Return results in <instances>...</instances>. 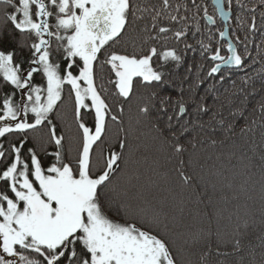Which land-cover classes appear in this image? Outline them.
I'll return each instance as SVG.
<instances>
[{"label": "snow or ice", "instance_id": "obj_1", "mask_svg": "<svg viewBox=\"0 0 264 264\" xmlns=\"http://www.w3.org/2000/svg\"><path fill=\"white\" fill-rule=\"evenodd\" d=\"M210 3L0 0V264H264V0ZM217 15L235 21L232 38ZM130 33L132 51L117 49ZM134 100L137 125L175 160L165 183L211 204L193 157L212 149L244 177L220 199L259 183V209H216L230 230L192 228L182 195L134 183Z\"/></svg>", "mask_w": 264, "mask_h": 264}, {"label": "trees", "instance_id": "obj_2", "mask_svg": "<svg viewBox=\"0 0 264 264\" xmlns=\"http://www.w3.org/2000/svg\"><path fill=\"white\" fill-rule=\"evenodd\" d=\"M209 11L214 12V8L211 6L209 0ZM243 15V14H242ZM217 19V27L222 28L225 24H223L219 18ZM227 24L230 26L229 29V37L232 38V29L236 28V23L233 19H229ZM135 39L134 34L130 33L129 36L125 38L120 44L116 47L119 50H123L127 48L130 52L132 51V41ZM226 47V45H225ZM255 55V53H253ZM257 59H259L257 57ZM257 69L261 67V65L255 66ZM251 72L252 70L249 69ZM255 75V73H252ZM243 73H237L234 77L239 80V77L242 76ZM228 94L223 93L220 96V101L218 103H223L227 105ZM211 104L212 101L210 100ZM137 111H136V101H133L132 105L126 106V111L124 114V126L127 129L131 130V135L129 137L130 144L132 146V155L129 161L128 166V174L133 179L134 183L138 184H146L151 179L158 184V187L152 188V196L155 200H160L163 197L169 196V188H172L175 193L180 194L185 199L186 204V212H185V225L190 226L192 228H200L207 227L209 224V220H211V227L215 229H219L221 231L230 230L231 224L227 219H222L217 221L213 213L216 209L223 208L225 209L224 215L225 217L231 212L236 211L237 206L241 210L245 204L249 206H255L256 209L260 207V185L259 183H255L254 185H250L248 188L247 195L241 194L239 200H231L226 203L220 197L227 195L229 198L232 196L233 191H238L241 183L243 182L244 177L240 175H234L231 164L224 159L223 162H219L215 160V152L212 149L200 148L194 154V159L199 161L201 167H197L195 169L196 173H203L205 175V180L208 182V195L211 197L212 203L209 204L207 200L203 204L197 205L194 202V198L191 200L189 197L191 196L190 189L181 190L175 184L165 183L163 180V176L165 173H169L173 178L175 177V172L172 171L173 166L175 164V160L173 159L171 162L168 161L167 156L169 155L168 151L164 149L158 142L153 140V133L150 132L149 128L144 125H137ZM57 123L60 125L61 129H65L68 125L72 123V110L71 107H66L64 111L63 120H57ZM116 132L115 127L110 126V134L114 135ZM72 133H69L71 135ZM39 135V134H37ZM123 135V134H121ZM72 145H69L71 147ZM191 152V149H190ZM211 156L212 159H208ZM154 161L158 163H154ZM218 168L223 169L222 176L208 175L209 170L215 172ZM191 171V170H190ZM139 176V180L137 181L135 178ZM259 173L257 172L254 177L255 180H259ZM215 184V190L212 189L211 184ZM228 184H231L232 187L229 188ZM200 191H204L203 184L201 185ZM252 196L254 199L249 200L248 196ZM179 198V197H178ZM169 210H172V201L169 197ZM199 213V215H197ZM207 213L208 215H205Z\"/></svg>", "mask_w": 264, "mask_h": 264}, {"label": "water", "instance_id": "obj_3", "mask_svg": "<svg viewBox=\"0 0 264 264\" xmlns=\"http://www.w3.org/2000/svg\"><path fill=\"white\" fill-rule=\"evenodd\" d=\"M220 20H221V19H220ZM221 22H222L223 24L227 23V22H225V21H223V20H221Z\"/></svg>", "mask_w": 264, "mask_h": 264}]
</instances>
